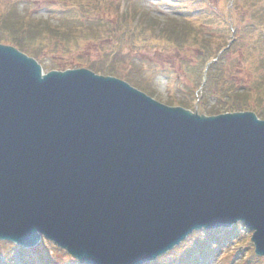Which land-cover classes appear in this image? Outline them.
Returning a JSON list of instances; mask_svg holds the SVG:
<instances>
[{
	"label": "water",
	"instance_id": "water-1",
	"mask_svg": "<svg viewBox=\"0 0 264 264\" xmlns=\"http://www.w3.org/2000/svg\"><path fill=\"white\" fill-rule=\"evenodd\" d=\"M237 221L264 255V120L193 114L87 69L43 75L0 44V240L143 264Z\"/></svg>",
	"mask_w": 264,
	"mask_h": 264
},
{
	"label": "rangeland",
	"instance_id": "rangeland-1",
	"mask_svg": "<svg viewBox=\"0 0 264 264\" xmlns=\"http://www.w3.org/2000/svg\"><path fill=\"white\" fill-rule=\"evenodd\" d=\"M61 1L62 0H0V10L1 14L6 13L4 5L6 6L10 3L14 4L12 6H15L17 11H19V14L15 15L21 18L24 15L34 17L36 20H38V17L43 19L48 17L54 20H71V17H76L73 12H68L67 7L59 4ZM102 1H104V7L97 8V10H99L101 14L111 18V16L115 14L118 0ZM232 1L233 0H193L189 2L191 11L207 15L203 7L209 6V12L211 13V15L207 17L209 19H204V22L207 24L206 31L211 36L209 38L211 41L210 45L214 48L208 45L211 49L207 52L202 51L200 54H198V51L196 52V47L192 45L191 47L186 46L191 41L189 39H185L182 46L178 47L174 44L165 43L164 38L155 36L149 37L145 36L144 33L141 34L140 27L135 24V18L131 17L128 18V23L132 26L133 33L129 39L125 37L119 38L120 32H110V30H105L103 25L98 26V30L101 32V34L99 33V36H101L99 45L100 43H107L110 40H117L120 50L116 57L111 58L112 55L110 54L113 49L105 44L102 45L103 48H101L93 42H83L78 45L72 41L70 43H64V46H54L45 43L40 38L38 40H24V53L28 56L30 55V57L33 55L29 54V51L36 53L37 56H33V58L44 69V72L50 67H55V69L61 68L62 66L59 67L61 64H63V66L67 65L70 61H72L73 64L77 61L94 65L99 64L97 66H101V64L104 63V66L114 69L117 73V75L114 76L141 89L142 92L149 93L153 99L166 105H168L166 101H171V103L176 104L186 102L191 110L196 109V107L193 106L197 103V100L199 104L203 102H207L211 105L225 103L228 95L224 93H226L227 88H234L236 86L237 94H249L247 102L252 106L253 110L256 109L257 112L260 111L264 113V46L259 43L255 46L256 50L252 49V43H255V38L260 32V28L264 27V25L256 24L255 26L249 27L246 33L247 35L241 37V27L248 22V20L241 22L242 19L239 14L243 12L242 9H232V15L235 16L236 19L235 24H227L223 17L216 16L214 10L211 9V7H219L218 4H220L222 11L227 13V9L230 8V6L232 7ZM135 2L138 4L137 6L139 8H141L139 5L148 8V11L151 12L154 17L158 18L159 21L169 23V19H171L170 15L175 11H179V8L183 6V2L186 1L135 0ZM243 2H245V5L242 3V8H244L246 4L249 7L259 8L262 11V16H264V0H244ZM125 4L127 7L130 6L127 0ZM24 6L27 8L26 10H23ZM20 9L22 12H20ZM72 11H74V9ZM88 13L90 12H87V14ZM121 13H124V11H121ZM76 14L79 16V13L76 12ZM85 17H87V15ZM11 18H13V16H11ZM137 18L138 17H136L137 21H141ZM96 19H98L97 15L91 11V15L85 23H90L87 25L95 28L97 27ZM105 28L107 27L105 26ZM1 31L3 32L4 29ZM3 33L9 36L5 32ZM234 36L235 40L233 39ZM81 37L80 34H77V39H84ZM231 41L236 43L237 47L231 52L232 55L229 54L226 56L227 60L231 59L229 61L230 64L225 66L227 61L216 63L220 65L218 69L216 67L212 68L213 70L209 77H207V71L205 77V67L211 65V63L209 65L207 63V56L211 54L209 52L214 49L216 50L215 46L218 45L216 42L229 44ZM130 42H132V45ZM1 43L4 44V42ZM71 45L72 48L69 49L68 46L71 47ZM238 47L244 48L245 51H238ZM247 51L250 52V54H248ZM214 56L216 58V55ZM203 77H205V80ZM251 77L254 83H252ZM254 78H256V80ZM226 79H228L227 82ZM251 87L254 92L253 94H251ZM236 224L239 226L238 223ZM201 231L202 230L199 232ZM227 233L230 234L226 240L228 242L223 241L219 244L217 240L209 238L207 234H203L202 232L194 235L191 234L192 237L185 240V245H181L173 249V252H168L165 257L163 256L164 259H169L166 264H179L182 261V249H185L188 255L193 251V253H200V257H202L203 254L206 256L204 259L196 257L198 261L195 264H241L239 259H246L244 255L246 251H252V245H249L247 242L250 233L241 226L232 232L227 231ZM199 235L202 238H198ZM225 243L226 245L222 247ZM41 245H43V252L47 251L50 258H54L57 255L58 257L62 256L61 252L57 251L52 243H46L43 239V242H40L37 246L40 247ZM5 246V242L0 243V249L2 248L4 252L7 250L6 254L3 255L4 257H0V261L5 262L11 259L10 264H24L18 259V251L15 252L10 246L5 250ZM252 257H254V255L250 256L248 259H252ZM66 259L68 258L66 257ZM68 261L70 260L68 259ZM262 263H264V261H262ZM25 264L30 263L25 261ZM245 264H247V262ZM248 264H257V258L254 262Z\"/></svg>",
	"mask_w": 264,
	"mask_h": 264
},
{
	"label": "trees",
	"instance_id": "trees-1",
	"mask_svg": "<svg viewBox=\"0 0 264 264\" xmlns=\"http://www.w3.org/2000/svg\"><path fill=\"white\" fill-rule=\"evenodd\" d=\"M130 4V7H127L125 10L124 15H120L118 13V9L116 6L115 14L109 18L106 15L101 14L96 19L97 27H90L85 23L89 16L91 15V11L94 12L97 8H103V2L102 0H62V5L65 7H68L69 4L73 5L76 9V12L79 13V16L76 15V17H71V20H54L48 17H45L46 19L39 18L36 20L34 17H30L28 15H24L22 18L17 17L15 14H19V11H17L16 7L12 6L14 4L8 3V5H4L5 12L4 14H1L0 10V31L4 29V31L10 33V37H4V34L0 32V41H9L22 51H25L24 47V40H38L39 38L44 41L45 43H48L50 45L54 46H60L64 43H70L75 42L76 44L80 45L83 42H93L96 45H99V40L101 39V36H99V33L101 32L98 30L99 25H103L105 30H110V32H116L117 30H127L128 32H133L132 26L128 23V18H135L136 25L140 27L141 34L146 33L147 31H150L153 35H159L167 38L168 40L174 41V43L178 44L181 47L182 44L185 42V39L192 40L194 44H198V46L206 50L207 41L205 40L206 37L202 38L199 37L202 34L201 30H194L191 27L188 26V24L179 18L171 16V19H169V23L161 22L158 20V18L154 17L151 12L148 11V8H145L141 5H139L141 8H139L137 3L134 0H127ZM234 7L235 10L242 9V13L239 14L240 18L242 19L241 22L247 21L244 25L241 27V37L247 35V31L249 27L257 25H264V16H262V11L259 8L255 7H249L247 4L243 7V4L245 5L244 0H234ZM254 1V0H253ZM243 3V4H242ZM96 8V9H95ZM26 6L23 7V10H26ZM16 11V13H15ZM20 12L21 9H20ZM27 12V11H26ZM71 12V11H69ZM87 12H90L87 14ZM25 13V12H23ZM13 18H11V16ZM87 15V17H85ZM137 19L141 21H137ZM231 18V16H230ZM262 21V22H260ZM240 24V23H239ZM105 26L107 28H105ZM109 26V27H108ZM77 34H80L82 36L81 38L84 39H77ZM103 37V36H102ZM190 37V38H187ZM257 41L255 44L261 43L264 46V34L259 35L257 37ZM183 41V42H182ZM109 43H114L116 46L117 40L113 41L110 40L107 43H100V47L103 48L102 45H107ZM182 43V44H181ZM77 45V46H78ZM254 45V44H253ZM234 46V45H233ZM232 46V47H233ZM68 48H72L68 46ZM234 50V49H233ZM29 54H32L34 57H36V53H33L31 51L28 52ZM224 60H226V56H223ZM223 58H220L218 63L222 61ZM260 62V61H259ZM264 62V59H263ZM264 65V64H263ZM77 66H87L96 73H104V74H111V75H117V73L114 71L112 67H109L108 70L103 69L102 66H97L91 63H82L81 61H77L75 64L70 61L67 65H62V67H77ZM218 66L216 63L213 64L212 68L216 67L218 69ZM211 68V71L213 70ZM256 80V78H254ZM254 83V80H252ZM235 96L234 99L230 100L227 104L218 105V104H208L207 102L201 105V108L203 112L206 114H215L220 113L222 110L227 111H241V110H247L252 109V106L249 105L247 102V97L249 96L246 94L240 95L236 94V92L233 93ZM167 104H172L171 101H166ZM180 105H183L185 107H188L185 102H180ZM256 111V109H254ZM257 115L264 119V113H261L260 111L257 112ZM8 246H5V250ZM7 252V250H6ZM184 256V255H183ZM182 260L179 264H190L191 259L190 257H187L186 255L182 258ZM262 260V259H260ZM39 261L41 264H68L70 261L66 259V256L62 255L59 256V258L56 260V262H50L47 254L44 255L39 253ZM72 263V262H71ZM76 264V263H72ZM155 264H164L163 259H159L155 261Z\"/></svg>",
	"mask_w": 264,
	"mask_h": 264
}]
</instances>
